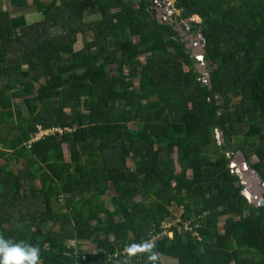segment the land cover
Returning a JSON list of instances; mask_svg holds the SVG:
<instances>
[{
  "label": "trees",
  "instance_id": "1",
  "mask_svg": "<svg viewBox=\"0 0 264 264\" xmlns=\"http://www.w3.org/2000/svg\"><path fill=\"white\" fill-rule=\"evenodd\" d=\"M154 4L0 0V234L40 264H114L142 241L156 264H264V204L230 167L240 151L264 180V0H172L208 82ZM78 33L92 34L80 50Z\"/></svg>",
  "mask_w": 264,
  "mask_h": 264
},
{
  "label": "clouds",
  "instance_id": "2",
  "mask_svg": "<svg viewBox=\"0 0 264 264\" xmlns=\"http://www.w3.org/2000/svg\"><path fill=\"white\" fill-rule=\"evenodd\" d=\"M158 1H160V0H158ZM170 8H171V10H173L172 5ZM156 12H157V18H158V15H160L159 13H161V12H158L157 9H156ZM172 12L174 15V11H172ZM159 20H161V19H159ZM161 21H163V20H161ZM170 24H174L175 26H176V24H178L181 27H182V25H183V27H186V25H187L185 23H181V24L178 23V21H176V17H175V20ZM183 30L186 31L185 28H183ZM186 34L189 35L187 33V31H186ZM184 39L186 40V37H184ZM186 42L188 43L187 46L189 47V49L188 48L187 49L189 50L190 58H191V60L194 59L193 60L194 62L192 61L193 64L198 63L196 56H202V58H203V55H193L192 54V50L196 47L197 41L194 42L193 44H189V40H186ZM203 62H204V60H203ZM202 76L206 77V80H203L204 82H207L209 80L208 75L203 73L199 77H202ZM217 131H218V133H216V131H215V139H216L217 143H221V142H223L222 132L219 129ZM238 152H240V151H237V154H241V152L240 153H238ZM237 154L235 155V157L230 162V167L234 170L235 173H238V170H239L238 166H237V162L235 160ZM244 163H245V167L247 168L248 167L247 162L245 161ZM244 163L242 164V166H244ZM239 168L241 170V166ZM248 168H251V167H248ZM239 176L243 180L242 171H241V174H239ZM243 194L246 196V193H243ZM263 196H264V194H263ZM198 216L203 217L202 213L198 214ZM154 248H155L154 242H150V241H142L139 243H132V244L126 246L123 250L125 258L123 260L116 258L114 261V264H131V259L133 257H135L137 255H141V254H147V260H148L149 264H156L158 256H157L156 252L154 251ZM40 259H41L40 258V249L38 246L32 245V244L27 243L25 241L13 242L11 239L6 238L2 234H0V264H40Z\"/></svg>",
  "mask_w": 264,
  "mask_h": 264
},
{
  "label": "rangeland",
  "instance_id": "3",
  "mask_svg": "<svg viewBox=\"0 0 264 264\" xmlns=\"http://www.w3.org/2000/svg\"><path fill=\"white\" fill-rule=\"evenodd\" d=\"M2 1L4 2V6H3L4 9L8 10L9 9L8 7L10 6V0H2ZM28 1H29V3H32V0H28ZM44 1L48 2L49 0H44ZM155 3L156 4H154V6L152 7V8H154L155 11H156V9L158 11H160V12L163 10L160 13V15H158V18L163 20V21H165V22L172 23L175 20V16L173 15V12H172L173 10H171V8H170L171 5H172V1L171 0H161V1H158V3L157 2H155ZM58 4H60V3H58ZM91 10H92V7H88V8H86L84 10L83 27L87 26L89 23H91L92 20H94L93 16L89 14L91 12ZM23 13H26V19H27L29 24L37 23V22H40V21L43 20V15L40 14V13H37L36 10H35V7L34 8L32 7L30 10H28V11L26 10ZM10 14H11L12 17H15V16L19 15V12H17L16 10L12 9ZM191 20H194L195 22H199V19L197 17H193ZM74 27H75V29L78 30V29L81 28V24L77 23ZM185 29H186V31H188L187 27ZM91 36H92V34L78 33V42L75 45L76 50L82 49L84 43L86 41L91 40ZM184 41L186 42V40H184ZM196 44H198V43L196 42ZM140 59H141L142 62L145 61V57L144 56L141 57ZM137 83H138V81L136 82V85H137ZM18 102H19V104L21 106L24 105V104H22V102H20V101H18ZM24 111L27 112L28 110L24 109ZM39 128H40V126H39ZM48 132H52V131L51 130H47V129H41L40 130V135H42L44 133H48ZM66 147L67 146L65 145V148ZM65 152H66L67 158L70 159V154H69V151H68L67 148L65 149ZM238 153H240V152H238ZM172 154H173V158L175 160L176 159L175 151ZM236 154H237V152H236ZM257 160L258 159H257L256 156H252L251 157V161L252 162H256ZM1 161H3V160H1ZM129 165L133 166V163H132L131 160H129ZM237 166H238V169H240L239 167L242 166V165H241V163L237 162ZM176 167H177V170H178V165L177 164H176ZM248 167H250V166H248ZM242 183L245 185L243 193L250 194V191H249V189L247 187L246 181L242 180ZM35 185L41 186V182L38 179H36L35 180ZM110 195H111L110 193H107V195L105 197V201L108 203L109 206L111 204L110 203V199H109ZM263 198H264V196H263ZM60 205H61L60 202H55L54 203V207L55 206H60ZM14 217H15L14 219L16 220L17 223L21 222V219H22V215L21 214L15 213ZM225 219H226V216L220 217V226L224 223ZM26 221L29 222V218L27 216H25L23 222H26ZM6 225L9 226V223H6ZM167 234L170 237H172V233L167 232ZM69 243L73 245L75 243V241L74 240H70ZM83 247H84L83 249L87 250V251L91 250L92 252H96V250H97L96 244L90 243V242L88 244L84 245ZM161 260L162 261H171V262L175 261L174 259L168 258V257H161Z\"/></svg>",
  "mask_w": 264,
  "mask_h": 264
},
{
  "label": "water",
  "instance_id": "4",
  "mask_svg": "<svg viewBox=\"0 0 264 264\" xmlns=\"http://www.w3.org/2000/svg\"><path fill=\"white\" fill-rule=\"evenodd\" d=\"M158 12H160V11H158ZM176 30L180 33L181 36H184L187 38V40H189V44H193L196 41L198 42L196 47L192 50L193 55H204V49H203L204 40L202 38H200L199 35H192V34L187 35L186 31L183 30V28L181 26H179L178 24H176ZM187 48L189 49V47H187ZM194 67L197 70L199 75H202L203 73L206 75H209V72H208L205 64L199 65L198 63H194ZM220 101L222 102L223 99H221ZM235 160H236V162H239L242 165L245 162V157L241 153V154H238L236 156ZM241 171H242V178H243V180L246 181L247 187H248V189L250 191V195L252 197V199H251L246 194L248 199L250 201H253L255 204H264V198H263L264 180L259 176L256 169L248 168V167L246 168L245 163H244V166H241Z\"/></svg>",
  "mask_w": 264,
  "mask_h": 264
},
{
  "label": "built area",
  "instance_id": "5",
  "mask_svg": "<svg viewBox=\"0 0 264 264\" xmlns=\"http://www.w3.org/2000/svg\"><path fill=\"white\" fill-rule=\"evenodd\" d=\"M154 2H157V3H158V0H154ZM186 27L189 28L188 25H186ZM196 58H197V61H198V63H199L200 65L204 64L202 56H196ZM203 80H206V77H205V76L203 77ZM51 131H52V130H51ZM216 133H218L217 130H216ZM166 226H167L166 224H163L162 231H164V232L167 231V230L165 229ZM177 229H178V228H177ZM167 232H168V231H167ZM167 232H166V233H167ZM71 245H72V244H71Z\"/></svg>",
  "mask_w": 264,
  "mask_h": 264
},
{
  "label": "crops",
  "instance_id": "6",
  "mask_svg": "<svg viewBox=\"0 0 264 264\" xmlns=\"http://www.w3.org/2000/svg\"><path fill=\"white\" fill-rule=\"evenodd\" d=\"M186 40H187V38H186ZM188 47V46H187ZM64 151H65V149H64ZM245 157V156H244ZM65 158H66V160H69L68 158H67V156H66V152H65ZM245 161H246V158H245ZM39 188L41 187V186H38ZM55 207H58V206H55ZM204 213H202V216L204 217Z\"/></svg>",
  "mask_w": 264,
  "mask_h": 264
},
{
  "label": "flooded vegetation",
  "instance_id": "7",
  "mask_svg": "<svg viewBox=\"0 0 264 264\" xmlns=\"http://www.w3.org/2000/svg\"><path fill=\"white\" fill-rule=\"evenodd\" d=\"M185 40V39H184Z\"/></svg>",
  "mask_w": 264,
  "mask_h": 264
}]
</instances>
